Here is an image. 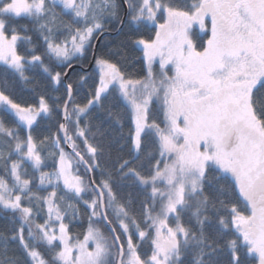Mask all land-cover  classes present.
Listing matches in <instances>:
<instances>
[{
  "label": "snow or ice",
  "instance_id": "6c2138e0",
  "mask_svg": "<svg viewBox=\"0 0 264 264\" xmlns=\"http://www.w3.org/2000/svg\"><path fill=\"white\" fill-rule=\"evenodd\" d=\"M127 6L131 23L157 29L153 39L135 41L147 76L131 78L98 58V82L79 104L67 71L56 69L94 51L105 20L118 19L116 0H0V207L19 222L11 239L28 264H219L224 249L229 264H244L242 254L264 264V0H127ZM20 18L29 24L17 25ZM209 20L210 37L197 50L193 25L204 30ZM29 32L43 41L42 53ZM157 57L159 78L152 71ZM38 70L50 85L63 84V104L45 95L38 106L14 98L16 80L36 90L27 73ZM110 90L134 121L135 159L149 137L156 151L147 153V166L118 157L117 177L105 172L96 183L92 173L105 145L86 117ZM154 101L159 123L150 116ZM56 111L64 121L57 132L34 136L38 118L51 120ZM129 178L145 196L138 210L114 190ZM79 203L88 209L82 239L71 231ZM0 264H17L6 242Z\"/></svg>",
  "mask_w": 264,
  "mask_h": 264
},
{
  "label": "trees",
  "instance_id": "16d2710c",
  "mask_svg": "<svg viewBox=\"0 0 264 264\" xmlns=\"http://www.w3.org/2000/svg\"><path fill=\"white\" fill-rule=\"evenodd\" d=\"M116 3L118 4V19H106V30H116L122 20L124 13L123 4L121 0H116ZM64 19L69 20L70 17H64ZM160 22L163 21L161 20ZM15 23L17 25L29 24V21L26 18H20L16 20ZM193 29L194 30H192L191 34L196 44L197 50H203V47L206 45L207 33L200 31L198 27H194ZM156 30L157 29L153 25L137 26L131 23L130 14L128 11L127 19L121 32L118 35H107L101 39L97 47L94 64L89 70L86 68L93 60L94 51H89L85 54V56L72 62L81 65V67L73 69L68 77V82L73 83L74 102L84 104L90 97V93L94 89L99 79L98 68L96 64V60L98 58L103 57L111 60L114 63H117L121 70L131 78L146 77L148 64L142 54L140 47L135 43V41L139 38L152 39L155 36ZM28 34L32 35L34 43L37 45L38 50L42 53L43 41L37 34L31 32ZM94 42L95 40L93 41V45ZM45 62L49 63L47 60ZM67 69L57 68L56 70L67 71ZM3 72L4 66L0 64V74H3ZM27 74L33 78V84H38L39 86L36 87L35 91H33L31 85H25L24 83L16 80L13 96L17 102L38 106L39 95H45L47 97H59V100L55 101L57 104H63V102L67 99L63 84L59 86L50 85L49 81L42 74V70L29 72ZM82 76L87 78L85 83H80V77ZM10 79L14 78L10 77ZM54 88H58V90H54ZM260 93H264V88L260 89ZM49 103H53V100H49ZM154 104H156L155 101L153 103V110L150 113V116L156 119V121L159 123L162 119V116L160 112H156L157 110L155 111L156 107ZM101 105L102 106L93 108L86 117V119L89 120L94 126V132L99 129L103 133V136L99 137V139L105 145V154L103 157L99 158L101 166L99 169H95L93 171V177L95 178L96 183H99L101 179H107V176L104 174L105 172H111L113 177H117L116 160L118 157L132 160L133 167H137L141 164L147 166L149 164L147 153H155L156 151L154 139L149 137L142 147L141 153L139 154V159H135L138 154H135L132 146L134 121L132 119L130 110L125 106L116 91L110 90V94L107 96V98H102ZM5 119L8 121L10 127L15 126L11 117H5ZM38 122L39 126H34L33 135L41 139H43L45 136L50 137L52 134L57 132V122L62 123V113L60 111L54 112L51 120L42 116L41 118H38ZM81 123L83 124V120ZM24 134V129H20V135L23 136ZM77 143L79 144L80 141H77ZM81 147L83 146L81 145ZM48 150L51 151L52 149L49 148ZM201 150H204L203 143L201 144ZM156 158L159 157L157 156ZM47 163L51 164V160H49ZM152 163H154V160ZM44 170L50 171L51 168H46ZM138 170L140 169L138 168ZM29 172L31 173V169H29ZM81 172L83 173V169H81ZM229 180L231 182V178H229ZM114 190L117 192L118 196L124 199L130 198L133 207L137 210L140 208V202L145 198L141 188L133 184L131 178L119 181L117 185H114ZM84 199L90 200L91 196L86 195L84 196ZM240 207L243 209V201L240 202ZM79 209V220L73 223L71 226V231L73 235H78L82 239L88 225V209L83 203H79ZM18 226L19 222L15 219V215L11 211H5L2 209V207H0V236L5 238V240H0V251H2V246L5 245L6 242L8 255L15 257L17 264H28L27 258L25 257L19 242L11 239ZM99 226L105 232V234H108V229L103 223H101ZM144 250H148L147 244L144 245ZM217 259L219 264H229V254L227 249H224V251L218 253ZM242 260L244 261V264H255L257 259L255 256H246L242 254Z\"/></svg>",
  "mask_w": 264,
  "mask_h": 264
},
{
  "label": "water",
  "instance_id": "95a60500",
  "mask_svg": "<svg viewBox=\"0 0 264 264\" xmlns=\"http://www.w3.org/2000/svg\"><path fill=\"white\" fill-rule=\"evenodd\" d=\"M121 2H122L123 7H124V13H123V16H122V20L120 22V25L118 26V28L116 30H105L104 33L102 35H100L98 37V39H96V41L94 42V55H93V60L91 61V63L89 64V66L86 68L87 70H89L93 66V64H94V60H95V57H96L95 55H96L97 47H98L101 39L103 37L107 36V35H113V36L114 35H118L121 32V30L123 29V26H124V24L126 22V19H127V15H128V10L129 9H128L126 0H121ZM79 67H81L80 64L73 63L72 64V67L67 69V77H66V80L67 81H68V77H69L70 73L72 72V70L75 69V68H79ZM63 122L64 121H63V118H62V123ZM66 148L69 151H71L70 147H66ZM92 176H93V173H92Z\"/></svg>",
  "mask_w": 264,
  "mask_h": 264
},
{
  "label": "rangeland",
  "instance_id": "374dc122",
  "mask_svg": "<svg viewBox=\"0 0 264 264\" xmlns=\"http://www.w3.org/2000/svg\"><path fill=\"white\" fill-rule=\"evenodd\" d=\"M206 24H207V27L204 29V30H200V31H202V32H205V33H207V37H206V43H207V39L210 37V31H209V29H210V20L209 21H206ZM209 25V26H208ZM194 27H198L199 28V26L198 25H193V28ZM192 28V30H194ZM155 37V36H154ZM153 37V38H154ZM152 38V39H153ZM139 39H141V38H139ZM143 39H145V38H143ZM138 40V39H137ZM139 47H140V49H141V51H142V46H140V45H138ZM206 46V45H205ZM142 54H143V52H142ZM144 56V55H143ZM145 58V57H144ZM146 59V58H145ZM146 61H147V59H146ZM152 71H153V73L157 76V78H159V75H160V62H159V58L157 57L156 58V60L153 62V64H152ZM166 71H167V74L169 75V76H172V75H174V66L172 65V64H168L167 65V67H166ZM259 86V85H258ZM156 102V104H154V106L156 107L155 108V111L156 112H160V110H159V102L158 101H155ZM134 127H135V125H134ZM133 136H134V133H133ZM65 151H68V149H65ZM135 154H137V153H135ZM4 175V171H3V169L2 168H0V176H3ZM245 214H248L247 213V211L245 212ZM40 222H43L42 220L40 221ZM94 245H92L91 243H90V245H89V247L91 248V247H93ZM255 258L257 259L256 260V263L255 264H258V257L257 256H255Z\"/></svg>",
  "mask_w": 264,
  "mask_h": 264
}]
</instances>
